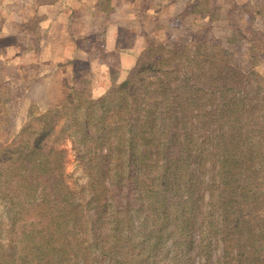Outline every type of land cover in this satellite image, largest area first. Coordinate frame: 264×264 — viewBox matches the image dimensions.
I'll return each instance as SVG.
<instances>
[{
  "label": "trees",
  "instance_id": "obj_1",
  "mask_svg": "<svg viewBox=\"0 0 264 264\" xmlns=\"http://www.w3.org/2000/svg\"><path fill=\"white\" fill-rule=\"evenodd\" d=\"M217 1L178 16L211 25L203 39L150 48L104 95L75 91L0 150V264H264L257 39L235 59L241 10L252 31L264 5ZM227 22L229 37L212 34Z\"/></svg>",
  "mask_w": 264,
  "mask_h": 264
},
{
  "label": "rangeland",
  "instance_id": "obj_2",
  "mask_svg": "<svg viewBox=\"0 0 264 264\" xmlns=\"http://www.w3.org/2000/svg\"><path fill=\"white\" fill-rule=\"evenodd\" d=\"M193 1L0 0V150L39 115L76 97L75 91L86 90L96 98L104 95L128 78L150 48L203 39L211 25L195 20L194 13L184 17L185 23L178 21ZM247 2L264 5V0L217 1L223 13ZM241 14L245 38L235 59L251 61L246 45L259 40L261 54L254 64L264 76V17L257 16L250 31L244 25L251 21H243L246 15L242 10ZM235 26L215 23L212 34L229 37ZM62 147L67 150L68 182L77 187L84 173L72 141L64 140ZM3 207L0 199V211Z\"/></svg>",
  "mask_w": 264,
  "mask_h": 264
}]
</instances>
